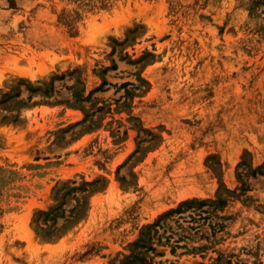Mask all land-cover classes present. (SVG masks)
Masks as SVG:
<instances>
[{
  "label": "rangeland",
  "instance_id": "rangeland-1",
  "mask_svg": "<svg viewBox=\"0 0 264 264\" xmlns=\"http://www.w3.org/2000/svg\"><path fill=\"white\" fill-rule=\"evenodd\" d=\"M263 164L264 0H0V264H264Z\"/></svg>",
  "mask_w": 264,
  "mask_h": 264
},
{
  "label": "trees",
  "instance_id": "trees-1",
  "mask_svg": "<svg viewBox=\"0 0 264 264\" xmlns=\"http://www.w3.org/2000/svg\"><path fill=\"white\" fill-rule=\"evenodd\" d=\"M100 89V88H99ZM75 90V92H74ZM73 97H76V86L73 87ZM79 101V99H77ZM84 101V99H80V101ZM89 115H86L85 119L83 120V124L86 123L87 119H88ZM17 120V119H16ZM244 162L242 161L240 163V165H242ZM249 170H251L250 172L254 175L256 173H259L261 175H264V164L259 166L257 169H254L252 167L249 168ZM100 183V181H93V182H85L84 183V188H88V192H95L97 190H101L105 187L106 183L103 182V186L100 188H95V186ZM82 190V188H80ZM77 191V189L75 190ZM227 192L229 193H233L234 191H230L228 189H226ZM229 199H227V197H224L221 193H219L216 197V200H212V199H205V200H199V199H194V200H187L184 201L183 203L180 204L179 208H177L176 210H172L170 212H168L165 216L171 215L174 212H182L183 210H186L187 208H190L191 205L193 204H199V205H212V204H217L220 206H225L227 204ZM82 206H76L75 208H73L72 211L76 210L77 212L80 211V208ZM57 210V207L54 209H51L49 211H41L39 212V215H43L44 219L42 220V224L45 223L47 225V227H43L42 225H39V221L40 219L37 218L35 220V223L37 225V228H39L41 231H43V237L50 239L53 236L55 237H61L62 235H58L59 230L57 231V229L52 230V227L56 224V216L54 215V212ZM54 219L53 224L49 225L48 223L50 221H52ZM69 220L67 219L66 222H68ZM70 222V221H69ZM155 225V224H154ZM154 225H149L146 226V229H152L154 227ZM146 229L142 232L141 236L139 237V239L133 243V249H138V248H151V250H156L153 245H152V240H153V235H151L150 233L146 232ZM133 250L132 254L127 256L125 258L124 264H138V262H140L139 264H152L149 262V259L147 257H142L139 255V253L135 252Z\"/></svg>",
  "mask_w": 264,
  "mask_h": 264
}]
</instances>
